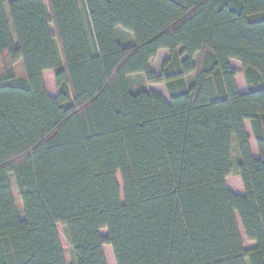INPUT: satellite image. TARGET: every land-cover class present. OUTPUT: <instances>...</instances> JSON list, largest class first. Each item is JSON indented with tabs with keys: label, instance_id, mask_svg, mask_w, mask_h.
<instances>
[{
	"label": "trees",
	"instance_id": "trees-1",
	"mask_svg": "<svg viewBox=\"0 0 264 264\" xmlns=\"http://www.w3.org/2000/svg\"><path fill=\"white\" fill-rule=\"evenodd\" d=\"M104 246L264 264V0H0V264H106Z\"/></svg>",
	"mask_w": 264,
	"mask_h": 264
},
{
	"label": "rangeland",
	"instance_id": "rangeland-1",
	"mask_svg": "<svg viewBox=\"0 0 264 264\" xmlns=\"http://www.w3.org/2000/svg\"><path fill=\"white\" fill-rule=\"evenodd\" d=\"M118 32L119 33H117V34H118L119 39H120V41H121V43L123 45L128 46V45H131L133 43V37L128 32L123 31L122 29H119ZM167 54L168 53H166V52H163V53L161 52V53H159L158 57L156 56V58L152 61L151 67L150 66L149 67H150V69L153 72L158 73L156 71H158L160 62H161L163 56H165ZM233 65L235 66V68L237 69V72H238V74H237L238 76L236 77V81H235L237 88L238 89L245 88L246 84H245V79H244V76H243V73H242L241 66L238 63L237 64L233 63ZM131 81L133 83V85H132L133 89H137L138 87L148 86L147 84H145V82L143 81L142 77H140V76L133 77L131 79ZM163 88H164L163 86H159L156 89L161 91V92H165V89H163ZM166 98H167V96H166ZM245 126H246V128H245L246 133L249 136L250 135L249 125L246 124ZM249 145H250V150L255 151V144H254V140H253L252 137L250 138V144ZM232 150H233L232 151V162H233V165H234V171L236 172V163L239 161V157L240 156H239L238 150H237V148L235 146H233ZM116 179H117V182H118L119 186L121 187V182H120L119 175H117ZM9 180H10L11 186L13 188V193H14V198H15L16 204H17L18 213H19L20 217H22L23 216L22 208H21L20 202H19L18 197H17L14 179H13L12 176H9ZM230 184H231V181L228 183V185H230ZM237 223H238V227H239V230H240L241 226H240V223H239L238 219H237ZM101 234L102 235H106V231L102 230ZM240 235H241L242 243H243V246H244L245 249H248V248L253 246L244 237L242 229L240 230ZM105 256H106V261H107L106 264H115L113 253H112V250H111L110 247H109V250H105Z\"/></svg>",
	"mask_w": 264,
	"mask_h": 264
},
{
	"label": "crops",
	"instance_id": "crops-1",
	"mask_svg": "<svg viewBox=\"0 0 264 264\" xmlns=\"http://www.w3.org/2000/svg\"><path fill=\"white\" fill-rule=\"evenodd\" d=\"M117 33H119V32H117ZM117 37H118V39H119V36H118V34H117ZM119 41H120V39H119ZM121 42V41H120ZM163 53V52H166V53H168L167 51H165V50H162V51H159L158 52V54H157V57H158V55H159V53ZM166 57H168V54L167 55H165V56H163V58H162V60H161V62H160V65H159V68H158V71H156V72H160V70H161V66H162V62H163V60H164V58H166ZM156 58V57H155ZM154 58V59H155ZM153 59V60H154ZM153 60H151L150 62H149V66L151 67V63H152V61ZM233 63H236L237 64V62H235V61H230V65L234 68V69H236L235 68V66L233 65ZM239 64V63H238ZM240 65V64H239ZM237 70V69H236ZM42 76H43V81H44V85H45V89H46V92L48 93V95H50V96H52V97H55L56 95H57V89H56V86H55V81L53 80L54 79V73H53V71L52 70H47V71H44L43 72V74H42ZM238 76V75H237ZM236 76V77H237ZM236 77H235V81H236ZM236 83V82H235ZM159 86H163L164 87V85H148V86H146L148 89H150V90H152V91H155V92H157V93H160L161 95H163L164 97H166L165 95H166V91L165 92H161V91H159V90H157L156 88L157 87H159ZM163 89H165V87L163 88ZM237 90H238V92L239 93H241V94H244V93H246L247 92V87H246V85H245V88H242V89H238L237 88ZM246 124H248L249 125V128H250V135L248 136L249 137V144H250V138L252 137L253 138V135H252V131H251V127H250V123L248 122V121H246L245 123H244V127L246 128ZM246 131V130H245ZM253 140H254V138H253ZM254 144H255V151H252L251 150V153H252V155L254 156V157H257L258 156V152H257V146H256V143H255V141H254ZM232 179V180H231ZM231 181V184L230 185H228V183ZM225 182H226V185H227V187H228V189L230 190V191H232L233 193H235V194H238V195H244V189H243V186H242V183H241V179H240V177L236 174V173H233L230 177H228L226 180H225ZM241 230V229H240ZM251 243V245H253L252 247H250V248H248V249H252L254 246H255V244L253 243V242H250ZM103 254H104V257H105V260H106V256H105V250H109V246H104L103 248ZM107 262V261H106Z\"/></svg>",
	"mask_w": 264,
	"mask_h": 264
}]
</instances>
